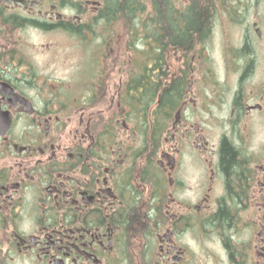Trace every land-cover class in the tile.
<instances>
[{"label": "flooded vegetation", "instance_id": "obj_1", "mask_svg": "<svg viewBox=\"0 0 264 264\" xmlns=\"http://www.w3.org/2000/svg\"><path fill=\"white\" fill-rule=\"evenodd\" d=\"M116 1L0 0V264H264V0L172 3L204 8L209 55L154 157L124 101L157 45L120 31ZM64 38L88 50L72 89Z\"/></svg>", "mask_w": 264, "mask_h": 264}, {"label": "trees", "instance_id": "obj_2", "mask_svg": "<svg viewBox=\"0 0 264 264\" xmlns=\"http://www.w3.org/2000/svg\"><path fill=\"white\" fill-rule=\"evenodd\" d=\"M130 2L127 6L121 5L117 1L110 4L108 8V17H115L123 22L126 26L130 25L129 20L133 21L129 26L130 32L137 36L142 33L141 39L151 44H156V47H151L149 52L150 59H152L153 79L144 70L139 74V96L135 94V88L132 84L128 86L125 96V109L127 110L128 121H132L133 125H141L142 139L145 142L156 143L155 148L151 149L152 154L147 157H154L159 150H162L164 143V136L170 130V120L173 113L181 105L182 97L185 91L182 87V79L180 77L190 74V52L194 51L195 35H206L208 30L206 25L208 23L206 15L202 13L201 6L198 7L196 13L195 7H188L187 13L181 15V22L179 24L178 18L174 16L175 9L172 7L171 0H151L153 12L148 14L146 18L141 15L146 13V5L148 0H128ZM128 19V20H127ZM181 25V26H180ZM166 31L168 36L172 35L170 43L173 44L171 48H165L163 43V31ZM182 42H178V34L181 36ZM173 33V34H172ZM181 45V43H183ZM205 51L204 49L200 50ZM176 53L183 59L180 68L170 67L167 55ZM145 61L139 67L145 68ZM170 68V69H168ZM171 76L172 80L169 79ZM175 78H174V77ZM170 82V84H169ZM153 110V111H152ZM147 148V147H146ZM145 148V151H146ZM228 163H234L233 157L226 154Z\"/></svg>", "mask_w": 264, "mask_h": 264}, {"label": "rangeland", "instance_id": "obj_3", "mask_svg": "<svg viewBox=\"0 0 264 264\" xmlns=\"http://www.w3.org/2000/svg\"><path fill=\"white\" fill-rule=\"evenodd\" d=\"M189 1L190 2L194 1V2H196V4H201V3H203L204 0H189ZM185 2H187V0H173L172 1L174 6L180 8V9H181V5H183ZM144 5H146L147 10H146L145 14L141 15V17L146 18V16L148 14H151L153 12L154 8H152L151 0H148V3H145ZM201 5L204 6L203 4H201ZM223 6L224 5L219 4L218 2H217V4H215V8H217L218 11H221ZM210 7H212V6H210ZM218 16H216V17L218 18ZM120 25L124 26L123 29L120 28V31H122V32H125V30L128 31V28H126L127 26L125 23H122ZM140 35H142V33H140ZM136 40H137V38H136ZM56 46L58 47L57 52L62 54L60 56L61 60L58 62V69H57L58 76L64 80L63 83H66L68 85L69 89H72L74 87V84L77 85L78 83H81V80L85 75L82 73V71L84 72L85 66L83 67V69L81 68V66H82V61H85V59H86L85 57L88 55L87 54L88 50H84L85 48L83 46H80L79 42L73 43L70 39H65V38L59 40ZM198 46H202V45L195 44L193 49H192L194 51L189 53L191 55L190 56L191 58L195 57V55H197V56L202 55L203 56L204 51L200 52V50L202 48H200ZM101 48H103V47H101ZM104 49H107V46H104ZM104 49H101L99 51H102ZM221 50H222V47H221L219 41L216 42L214 45H211L209 47V52L211 53V56L214 58L215 61L219 58V56L223 55ZM89 51H93V50H89ZM205 54H206V56L209 55L208 52H204V56H205ZM167 60H168V63H170V67H173L174 69L176 67L180 68V66L182 65L181 62H183L182 58H180L178 56V54H176V53H173V54L168 53ZM76 93L77 92H74L73 94H76ZM170 136H171V133H170V131H168V133L165 134V136L163 137L165 141L163 143L162 151H164V152L170 151L169 150Z\"/></svg>", "mask_w": 264, "mask_h": 264}]
</instances>
